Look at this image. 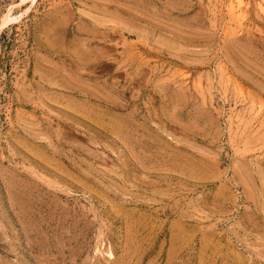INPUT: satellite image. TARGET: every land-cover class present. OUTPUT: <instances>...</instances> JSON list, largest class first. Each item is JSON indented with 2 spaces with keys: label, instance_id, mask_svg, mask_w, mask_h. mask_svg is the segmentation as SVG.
I'll use <instances>...</instances> for the list:
<instances>
[{
  "label": "rangeland",
  "instance_id": "1",
  "mask_svg": "<svg viewBox=\"0 0 264 264\" xmlns=\"http://www.w3.org/2000/svg\"><path fill=\"white\" fill-rule=\"evenodd\" d=\"M0 264H264V0H0Z\"/></svg>",
  "mask_w": 264,
  "mask_h": 264
},
{
  "label": "bare ground",
  "instance_id": "2",
  "mask_svg": "<svg viewBox=\"0 0 264 264\" xmlns=\"http://www.w3.org/2000/svg\"><path fill=\"white\" fill-rule=\"evenodd\" d=\"M23 1H26V0H23ZM34 2V1H33ZM23 3V2H22ZM12 8V7H11ZM8 11V10H7ZM3 25H6V24H8V22H13L14 21V19H15V17H13L12 15H11V10H9L7 13H5L3 16ZM93 20V19H92ZM110 255V254H109Z\"/></svg>",
  "mask_w": 264,
  "mask_h": 264
}]
</instances>
